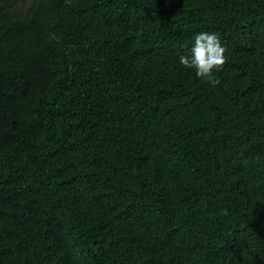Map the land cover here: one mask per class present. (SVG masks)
Here are the masks:
<instances>
[{
  "label": "trees",
  "instance_id": "obj_1",
  "mask_svg": "<svg viewBox=\"0 0 264 264\" xmlns=\"http://www.w3.org/2000/svg\"><path fill=\"white\" fill-rule=\"evenodd\" d=\"M0 264H264V0H0Z\"/></svg>",
  "mask_w": 264,
  "mask_h": 264
},
{
  "label": "clouds",
  "instance_id": "obj_2",
  "mask_svg": "<svg viewBox=\"0 0 264 264\" xmlns=\"http://www.w3.org/2000/svg\"><path fill=\"white\" fill-rule=\"evenodd\" d=\"M180 63L185 68H195L199 78L215 86L219 84V80L214 78L213 72L221 70L226 63L225 48L217 35L199 33L195 36L191 55H182Z\"/></svg>",
  "mask_w": 264,
  "mask_h": 264
}]
</instances>
